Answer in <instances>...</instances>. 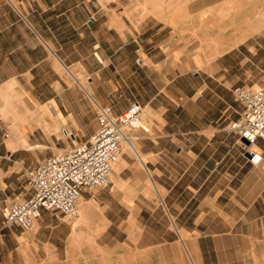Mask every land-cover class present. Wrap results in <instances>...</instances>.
Masks as SVG:
<instances>
[{"label":"crops","instance_id":"crops-1","mask_svg":"<svg viewBox=\"0 0 264 264\" xmlns=\"http://www.w3.org/2000/svg\"><path fill=\"white\" fill-rule=\"evenodd\" d=\"M263 84L264 0H0V264L60 258L75 235L190 251L206 241L201 220L250 216L264 203V142L255 162L221 125L229 96L242 105L234 87ZM134 101L149 130L131 129L135 149L109 187L84 191L76 222L45 210L31 230L6 224L3 206L32 193L29 169L88 141L98 106Z\"/></svg>","mask_w":264,"mask_h":264},{"label":"built area","instance_id":"built-area-1","mask_svg":"<svg viewBox=\"0 0 264 264\" xmlns=\"http://www.w3.org/2000/svg\"><path fill=\"white\" fill-rule=\"evenodd\" d=\"M94 18L92 15L91 19ZM95 55L102 62L97 52ZM233 93L244 110L231 124L230 130L239 138L245 136L250 141L247 146L239 139L245 147L259 140L264 142V84L255 89L236 86ZM144 110L139 101H134L120 114H115L111 106H98L100 127L88 141L74 144L63 154L52 155L28 170V185L32 193L28 198L3 206L6 224L31 230L45 210L77 217L86 189L107 187L112 183L114 165L128 138L126 128L149 130L143 122ZM249 152L255 153L253 150Z\"/></svg>","mask_w":264,"mask_h":264},{"label":"rangeland","instance_id":"rangeland-1","mask_svg":"<svg viewBox=\"0 0 264 264\" xmlns=\"http://www.w3.org/2000/svg\"><path fill=\"white\" fill-rule=\"evenodd\" d=\"M198 80L201 79L192 77V82L199 84ZM204 97L209 98L210 92L206 91ZM228 100L232 107L225 116H231V118L229 117L228 122L221 125V128H226V130L230 128L232 118L236 120L240 115L239 112H242V105L234 100L233 95L229 96ZM235 109L239 112L236 113ZM209 125L214 127L217 124L208 122V127ZM226 130H222L224 137L228 135L231 137L233 133L230 131V134ZM131 132V128H126V134L132 138ZM221 138L223 140V136ZM123 149L132 151L126 143L123 144ZM117 167L118 165L115 164L114 171ZM227 212L232 214L231 208ZM234 214L238 212L234 211ZM248 214L250 216L244 218L220 219L222 222L209 218L201 220V225L206 223L205 228L201 226V229L204 228L208 234L206 241H203V236L199 240L197 236H194L191 240L190 251L181 246L182 249H175L174 252L167 245L133 250L131 243L124 244L123 248H118L114 244H107L102 248L99 245L104 246L105 244H95L89 241L91 238L89 235H75L68 243L63 244L64 250L60 258L52 257L43 260L33 258L30 264H264V217H259L264 214V203L256 202L254 209ZM77 217H68L67 220L76 222ZM197 221V219H191L188 229L192 232L196 229L195 222ZM161 222H164L163 219ZM150 242L151 238L145 239L141 245H147Z\"/></svg>","mask_w":264,"mask_h":264},{"label":"water","instance_id":"water-1","mask_svg":"<svg viewBox=\"0 0 264 264\" xmlns=\"http://www.w3.org/2000/svg\"><path fill=\"white\" fill-rule=\"evenodd\" d=\"M240 140H241L244 144H246L247 146L250 145V141H249L245 136H242V137L240 138ZM246 155H247L249 158H251L253 161H255V162H259L260 159H261V156H260L259 154H257V153L247 152Z\"/></svg>","mask_w":264,"mask_h":264},{"label":"bare ground","instance_id":"bare-ground-1","mask_svg":"<svg viewBox=\"0 0 264 264\" xmlns=\"http://www.w3.org/2000/svg\"><path fill=\"white\" fill-rule=\"evenodd\" d=\"M144 112H145V110H144ZM127 135V134H126ZM127 137L128 138H126V144L132 149V150H134L135 149V146H134V143H133V141L131 140V137L130 136H128L127 135ZM256 146L255 145H251L250 146V150H255L256 148H255ZM135 152V151H134ZM142 160V159H141ZM158 189V188H157ZM159 190V189H158Z\"/></svg>","mask_w":264,"mask_h":264}]
</instances>
